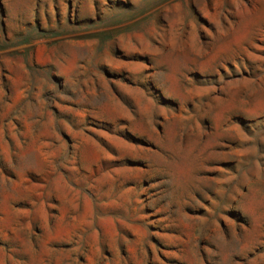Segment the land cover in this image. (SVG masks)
I'll return each instance as SVG.
<instances>
[{"label":"rangeland","instance_id":"rangeland-1","mask_svg":"<svg viewBox=\"0 0 264 264\" xmlns=\"http://www.w3.org/2000/svg\"><path fill=\"white\" fill-rule=\"evenodd\" d=\"M0 264H264V0H0Z\"/></svg>","mask_w":264,"mask_h":264}]
</instances>
